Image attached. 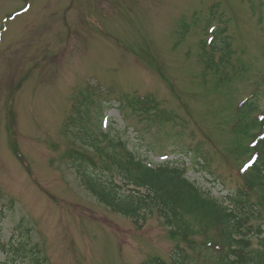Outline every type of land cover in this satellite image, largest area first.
I'll list each match as a JSON object with an SVG mask.
<instances>
[{"label": "rangeland", "instance_id": "1", "mask_svg": "<svg viewBox=\"0 0 264 264\" xmlns=\"http://www.w3.org/2000/svg\"><path fill=\"white\" fill-rule=\"evenodd\" d=\"M200 39L206 51L214 40L230 44V63L242 59L230 81L201 76ZM150 54L166 81L145 62ZM263 70L264 0H0V264H171L179 257L176 245L185 248L186 264H199L157 215L138 226L99 203L77 167L103 172L107 156L122 155L120 142L152 166L181 158L189 178L212 196L235 195L247 156L229 155L233 134L211 139L205 133L226 131L235 103L255 90L250 83ZM122 93L153 97L174 116L162 121L140 107L120 108ZM254 101L253 117L264 110V80ZM14 122L25 167L11 152ZM81 153L94 165L76 158ZM128 189L118 192L137 195ZM259 195L254 189L242 204L253 207L245 213L251 247L264 252Z\"/></svg>", "mask_w": 264, "mask_h": 264}, {"label": "trees", "instance_id": "2", "mask_svg": "<svg viewBox=\"0 0 264 264\" xmlns=\"http://www.w3.org/2000/svg\"><path fill=\"white\" fill-rule=\"evenodd\" d=\"M251 8H254L252 3ZM9 15L11 13L7 17ZM185 26L186 23L180 25V28H183V33L187 30ZM229 47L230 44L224 41L214 40L209 51H206L204 40H199L197 57L202 67L201 76L204 77L208 74L215 76L218 84L219 82H228L236 75V68L233 65L242 63V59L237 57L234 62L230 63L231 51H229ZM216 52L220 53L217 54V57H215ZM143 56L140 57L143 58ZM145 62L157 69L159 76L166 81L163 67L154 55L150 54L149 60ZM228 62L230 63L229 68H231L230 73L226 70ZM240 67L243 68V66ZM204 79L207 81L206 78ZM263 80L264 70L257 80L250 83L255 90L248 98L238 104L235 103L232 117L230 116L226 121V131H221L214 136L212 133H205L211 139L233 134V145L229 155L233 157L247 156L239 171L242 188L237 190L235 197L226 195L231 208L224 205L222 200L205 196L204 192L185 176L182 168L165 165L151 168L145 165L143 160L132 151L124 147L125 150L121 156H112V159H106L107 181L87 173L84 168L80 170L81 165L80 168L78 167L77 173L80 174L89 191L111 210L130 216L135 222L137 219H143L145 213H157L159 217L163 218L164 224L168 226L170 236L179 237L186 242L188 247L194 242L191 236L201 231V241L191 249L195 252L197 259L202 257L206 264H264V258L261 257L264 253L263 249L258 251L252 248L249 238L252 230L247 224L248 215L245 213L246 211L252 213V206H248V210L242 205L238 207V204L242 203V198L245 197L248 200L254 189L260 193L259 203L264 206V111L261 113L263 116L260 118L261 122L251 114L255 111L254 96L257 86L259 82L263 83ZM119 99H121L120 108L126 106L132 110L140 107L143 111L150 113V116L162 121H169L174 116V113L160 108L158 102L147 95L138 98L135 94L122 93ZM80 102L81 100L74 101L72 109L75 110ZM221 109L224 111L227 106L224 105ZM10 112L12 115V107H10ZM185 113L197 124L198 117L187 106H185ZM72 119L73 115L71 114L66 120L70 123ZM203 126L204 128L208 127V125ZM253 128L256 130L251 132ZM13 134V125H10V136L12 137L10 145L13 152L22 161L17 145L14 143ZM102 135L106 134L102 133ZM98 152L100 156H103L100 149ZM79 158L91 164L93 162L91 156H86L84 153H81ZM116 175L124 185L141 187L145 193L136 197L127 195L125 199L119 200V193L116 190L119 186L114 182ZM257 232H261V229L258 228ZM262 246L264 248V243ZM187 258L186 254L182 256L179 264H185ZM156 264L163 263L157 260Z\"/></svg>", "mask_w": 264, "mask_h": 264}]
</instances>
